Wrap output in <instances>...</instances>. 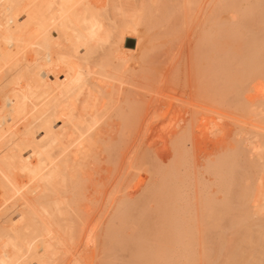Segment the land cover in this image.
Instances as JSON below:
<instances>
[{
    "label": "bare ground",
    "instance_id": "obj_1",
    "mask_svg": "<svg viewBox=\"0 0 264 264\" xmlns=\"http://www.w3.org/2000/svg\"><path fill=\"white\" fill-rule=\"evenodd\" d=\"M255 2L235 3L232 12L242 19L264 14ZM224 8V0H0V264H114L120 253L118 264H202L212 252L199 251L197 225L216 216L223 228L218 263H262L264 37L246 54L243 76L226 72ZM182 32L186 40L175 46ZM231 75L235 84L259 80L256 95L232 107L240 115L224 110V92L234 89L222 81ZM244 86L235 92L245 93ZM225 118L239 138L204 166L222 193L216 202L202 196L210 183L189 172L193 152L183 149L187 141L210 140ZM155 123L175 145L169 166L157 151L137 149L144 126ZM92 144L97 161L119 170L98 197L80 156ZM135 155L151 168H132ZM193 180L196 204L181 185ZM134 190L151 193L135 201ZM228 221L235 234L239 226L254 229L242 238L252 245L248 256L242 239L228 240Z\"/></svg>",
    "mask_w": 264,
    "mask_h": 264
},
{
    "label": "rangeland",
    "instance_id": "obj_2",
    "mask_svg": "<svg viewBox=\"0 0 264 264\" xmlns=\"http://www.w3.org/2000/svg\"><path fill=\"white\" fill-rule=\"evenodd\" d=\"M243 1H245V0H224V7L228 10L229 9V11H227L225 8V10H224V23H223V26H224V29H223V47H225L224 48V50L226 51L225 53H226V55H225V61H227V59H228V61H227V66H229V65H231V70H230V67L228 68L227 67V71L226 72H229L230 74L232 73L233 75H234V77H236V74L238 75V77H240L241 75L243 76V74L242 73H244L245 74V69H246V67H244L243 69H244V71L242 70V67L243 66H245V63H246V65H248L247 63H248V59H247V57H245L246 56V54H249L250 55V52H255V51H253V49H255V50H257V47L259 46V44H260V41H261V39L260 38H262L263 39V37H264V31H262V29L264 28V25H263V22H264V14H263V12H262V15H260L261 14V11L260 12H258L257 13V15H255V17H256V19H255V17L252 15V17H248L247 18V16L246 15H244V16H246L245 18H243L242 19V17H243V15H241V13H236V12H234V13H236V14H234L232 11L234 10V8H235V6H232V5H235V3L236 4H238L239 6H240V4L242 5V3H243V6L244 7H247V5H248V7H250L251 5L252 6H254V7H257V5H258V3L257 2H255V1H257V0H246L245 2H243ZM255 2V3H253V2ZM261 1V5H263L264 4V0L262 1V0H260ZM238 2V3H237ZM251 4V5H250ZM228 6V7H227ZM259 6V5H258ZM232 7H233V10H232ZM257 9H259V7L257 8ZM239 14L241 15V16H239ZM259 14V15H258ZM261 16V17H260ZM239 17V18H238ZM241 17V18H240ZM254 17V18H253ZM260 17V18H259ZM262 17H263V19H262ZM251 18V19H250ZM237 19H238V21H237ZM246 19H249L248 20V22H247V20ZM246 20V21H245ZM254 20V21H253ZM261 20H263V22L261 21ZM245 21V22H244ZM256 21V22H255ZM239 22H242V23H240L239 24ZM244 22V23H243ZM247 23V25H245ZM252 23V24H251ZM256 23V24H255ZM255 24V25H254ZM241 25L242 26H244L246 29H243L244 27H242L241 28ZM262 25V26H261ZM239 26H240V28H239ZM250 26L252 27V28H250ZM256 26V27H255ZM261 28H260V27ZM238 28H239V30H238ZM257 28H259V30L260 31H262V32H260V31H258V33L256 32L258 29ZM237 29V30H236ZM252 29L256 32H252ZM264 30V29H263ZM242 31V32H241ZM239 32H240V34H239ZM259 33H260V35H259ZM263 34V35H262ZM185 35H186V32H182L181 33V36L179 37V38H177L176 40H174V42H173V44L175 45V46H178V45H181V44H183L184 42H185V40H186V37H185ZM244 35V36H243ZM258 37L257 38V40H256V38H254V37ZM252 37V38H251ZM239 39V41H238V39ZM253 38L257 41V42H250L251 40H253ZM236 39H237V41H236ZM225 42H227V43H225ZM240 43V46H238V43ZM262 42H263V40H262ZM225 43V44H224ZM232 43V44H231ZM249 43H251V44H254L253 46L251 45H249ZM236 44H237V47H236ZM225 45V46H224ZM241 45H243V46H241ZM233 46V47H232ZM246 46V47H245ZM229 47V48H228ZM235 47V49L233 50V48ZM240 47H242V48H240ZM252 48V49H251ZM87 49V48H86ZM227 49V50H226ZM228 49H230L229 51H228ZM258 51V50H257ZM256 51V52H257ZM263 51H264V47H263ZM262 51V53H264ZM229 52V53H228ZM229 54V55H228ZM252 54V53H251ZM256 54V53H255ZM254 54V55H255ZM231 55V56H230ZM248 55V56H249ZM231 57L230 59H229V57ZM242 56V57H241ZM228 57V58H227ZM233 58H235V59H233ZM246 59V60H245ZM233 60H234V63H233ZM230 62V63H229ZM244 62V63H243ZM162 64H164V63H162ZM254 65H256L255 63H253ZM226 65V62L224 63V66ZM233 66V67H232ZM240 67V68H239ZM226 68V67H225ZM238 68H239V72H238ZM228 69H229V71H228ZM226 70V69H225ZM235 71H237V73H235ZM241 71V72H240ZM235 73V74H234ZM238 73H240V75L238 74ZM233 75H231L230 77L232 78V76ZM233 77V78H234ZM230 78V79H231ZM232 78V79H233ZM226 80V79H224L223 78V81H222V85H223V88L225 87V89H228V86L230 87V89H232V84H233V89H234V91L232 92L231 90H229V92H232V93H228L227 94V91H226V94H225V92H224V96L225 97H227L226 99H225V104L227 103L228 105L229 104H231V106L229 105H227V106H225L224 107V110L226 111V112H228V113H230V114H232V115H240L241 114V112H239L237 109H236V113H234L235 112V109L234 108H237L236 107V105H238V103L237 102H240V100L239 99H242L243 98V100H242V102L245 100V98H246V101H244V103L245 102H247L248 103V100H247V98L248 97H251V96H255L256 95V90H255V85L259 82V80H257V81H244V82H246V84L244 83V82H242L241 81V83L240 82H237L240 86H244V84L247 86H244L245 87V93H244V89H243V94L241 93V95H239L238 93H237V91L235 92V86L237 87V88H239V85L238 84H235L236 83V80H234V83H232V81L233 80ZM238 79V78H237ZM261 80L262 81H264V78H262V79H260V82H261ZM225 82H227L226 84H225ZM264 83V82H263ZM231 84V85H230ZM235 84V85H234ZM242 84V85H241ZM225 85H228L227 86V88H226V86ZM252 86V87H251ZM237 88H236V90H237ZM232 89V90H233ZM250 90V91H249ZM235 92V93H234ZM237 93V94H236ZM237 100H236V99ZM229 99H231L230 101H229ZM229 102H228V101ZM239 100V101H238ZM257 100H258V98H257ZM256 100V101H257ZM231 102V103H230ZM241 103V102H240ZM232 107H234V108H232ZM228 108H229V110H228ZM259 108H258V106L256 105V106H254V112H257V111H259L258 110ZM238 111V112H237ZM258 117H257V119H259V120H261L263 117H264V115L263 114H258L257 115ZM152 123V122H151ZM151 123H150V125H151ZM154 123V122H153ZM221 123H222V128L221 129H219V131H218V129H216V132H214L213 133V135H211V139H213V140H206V139H203V138H199V141H197V143H192L191 141H187V143H185V145H186V148H184L185 147V145H184V149L183 150H185V151H187L188 149L191 151V153H192V155H193V157H194V159H192V161L194 160L195 161V163H192L191 165H189V167H191L193 170L191 171V168H189L190 169V171L189 172H192L193 173V171L195 170L197 173H194V176H195V178H196V176H198L196 179H204V182H206L207 183V185H208V183H210L209 185H211L212 186V188H211V186H209L208 185V187H210L211 188V190H210V188H209V191L211 192H209V193H206V192H203V194H202V196L204 197V196H207V195H211V197H214L213 199H218V201H220V199H221V197H222V193H220L219 191H217V189L216 188H218V186H217V184H216V181H215V177H214V175L212 176V175H210V174H208V172L205 170V168H204V166H205V164L207 163V161L209 160V158L210 157H217L218 156V153L221 151V149L220 148H224V146L225 145H231L232 143H235L236 142V140L239 138L238 136H237V134H236V130H237V127L235 126V125H233V123H232V120L230 119V118H225L224 119V121H222L221 120ZM225 123V124H224ZM146 125H148V128H146L145 126ZM145 126H144V129H143V131H144V136L143 137H145V138H143L142 139V141H140L139 143H138V145H137V147L139 146V147H141V149L143 148V147H145L144 149H149V151L152 153V154H155L156 156H157V154L154 152V150L155 151H157V153H158V155L159 156H157L158 158L160 157V161H162L163 160V163L161 164V162H160V164L163 166V165H165V166H169V165H167L168 163H171L172 161V158L173 159H175V145L173 144V143H171V141H168L167 140V138H166V135L165 134H162L161 132H160V130H159V128H158V126H157V123H155V124H153L151 127H149V124H146ZM154 128V131L152 130L153 128ZM158 129V130H156V129ZM223 129V130H222ZM233 129V130H232ZM198 130V129H197ZM151 132V133H150ZM160 133V134H159ZM196 134H200V132L199 131H197L196 132ZM152 135V136H151ZM154 135V136H153ZM147 136V137H146ZM151 138H150V137ZM164 137V138H163ZM237 137V138H236ZM236 138V139H235ZM156 139V140H155ZM163 140V141H162ZM206 140V141H205ZM151 141V142H150ZM165 141V142H164ZM167 141V142H166ZM194 142H196V141H194ZM230 142V143H229ZM167 143V144H166ZM193 144V146H192V144ZM223 143V144H222ZM197 144V145H196ZM142 145H143V147H142ZM188 145L190 146V148H188ZM173 146V147H172ZM192 146V147H191ZM89 147H91L92 149H90V150H88V151H85V152H83V151H81V157H82V161L84 162V170H85V172L88 174V175H90L91 177H92V182H91V185H93L92 187H91V189H90V192H91V194H92V197H98V196H100V192H99V189H103L104 187H113L114 185H113V183L115 184V182L117 181V179H118V177H117V179H116V176H119V175H117L118 173H119V170L116 168V166L114 165L113 166V163L112 162H110V163H108V162H106V161H101V162H99V161H97L96 160V157H95V151H96V146L94 145V144H92V145H90ZM136 147V148H137ZM139 147L137 148V149H139ZM197 147V148H196ZM192 149V150H191ZM219 149H220V151H219ZM140 150V149H139ZM144 151H146V150H144ZM148 151V152H149ZM147 152V151H146ZM136 154H138V153H136ZM196 154V155H195ZM210 154H212V155H210ZM133 155H134V153H133ZM196 156V157H195ZM136 157H137V159H136ZM166 157H167V159H166ZM172 157V158H171ZM202 157V158H201ZM209 157V158H208ZM141 158V155H135V157H133L132 159H130V163H131V161L134 163V165L132 166V168H134V167H141V169L143 168V163H144V160L143 159H140ZM138 159L139 160H143L142 161V163L141 162H139L138 161ZM171 159V160H170ZM168 160V161H167ZM108 161V160H107ZM193 161V162H194ZM204 161V162H203ZM137 162H139V163H137ZM133 163H131V164H133ZM145 163L147 164V163H150L149 161L148 162H146L145 161ZM144 163V164H145ZM165 163V164H164ZM140 164V165H139ZM195 164V165H194ZM149 165V166H148ZM194 165V166H193ZM200 165H202V166H200ZM164 167V166H163ZM197 167V168H196ZM151 167H150V164H147L146 165V167H145V165H144V168L143 169H145L146 171H148L149 169H150ZM184 168H186V167H184V166H181V173H182V175L184 174V176H186L187 175V170H185ZM188 168V167H187ZM143 169H142V171H143ZM188 169V170H189ZM185 171H186V173H185ZM194 171V172H195ZM144 172V171H143ZM145 173V172H144ZM205 173V174H204ZM206 176V177H205ZM204 177V178H203ZM213 177V178H212ZM181 178H183L184 179V177H182L181 176ZM195 179V180H196ZM193 180V182L195 183L196 181H199V180ZM113 181H115V182H113ZM111 185H113V186H111ZM183 187H185V189L187 190V188L189 189V190H187V191H189L187 194H189V196H188V198L190 197L191 198V200H189L190 201V203H192L193 204V201H194V204H196L195 202H197V201H195L196 199V197L195 198H193L192 199V197H193V195L194 196H196V193L194 194V188H196V187H194V186H197L198 184H196L195 183V185L193 184V185H188V186H185L186 185V183H184V185H183V183L181 184ZM95 187V188H94ZM191 187V188H190ZM96 190V191H95ZM138 190H140V189H138ZM264 190V186L263 187H261V193H262V191ZM193 191V192H192ZM216 191V192H215ZM136 192V190H134L133 191V195L132 196H134L135 194H137V192ZM145 193L146 192H144V193H140L139 195H141V197L139 196H136L135 195V201H141L140 199H144V197L145 196H147V195H150V193H151V191L150 192H147L146 193V195H145ZM261 193H260V196L258 197L259 198V202L258 203H263V196H261ZM193 194V195H192ZM207 194V195H206ZM192 196V197H191ZM189 198V199H190ZM220 198V199H219ZM137 199V200H136ZM216 202H217V200H216ZM198 203V202H197ZM191 204V208H193V205ZM198 205V204H197ZM196 205V208L198 209L199 207H200V203H199V206H197ZM194 207H195V205H194ZM196 209V210H197ZM192 210H194V209H192ZM196 210H194V212H196ZM200 210V208L198 209V211ZM202 210V209H201ZM198 211H197V213H198ZM196 214V213H195ZM198 214H200V212L198 213ZM217 215V214H216ZM228 217L229 218H227V220H230V218L232 219V215H228ZM206 217H204V219H201V220H203L202 221V223H198V225L197 226H199V227H197V229H198V231H199V238H198V240H199V243H201V244H199V251L201 252V250H203V252H205V248H208V249H206V251L208 250L209 252H214L213 254H212V256H211V254H210V256L212 257V258H210V260H208L209 259V257H207L208 259H204L203 258V260H202V264H215L216 262L218 263V260L219 259H221V257L220 256H217V254H218V250H217V246L219 245V242H220V238L219 237H221V235H223V228H222V226L220 225V224H218L219 222H218V217L216 216V218L217 219H215V217H210V219H208V218H206ZM212 219V220H211ZM215 220L217 221L216 223H214L215 222ZM205 222V223H204ZM209 222V223H208ZM213 224V226H211L212 224ZM228 223H230L229 221H228ZM201 224V225H200ZM211 224V225H210ZM215 224H217V226L215 225ZM218 225H220L219 227H218ZM230 225V227H229V229L228 230H226L227 231V237H228V240H231V243H233L232 241H235L234 239H237L236 241H242L243 239V236L244 235H246L245 233H253V234H255V232H254V229H252L251 231H253V232H251V231H249V232H246V228L244 227V226H239V228H238V230L240 231L241 230V228L243 229V230H241V233L238 231L237 232V234H235L234 232H235V228L234 229H232L233 227H231V223L229 224ZM200 226H201V228H200ZM216 226V227H215ZM221 227V228H220ZM229 231V232H228ZM245 231V232H244ZM243 232V233H242ZM240 233V234H239ZM202 234V235H201ZM202 236V237H201ZM239 236V237H238ZM247 237H248V235H246ZM246 236H244V237H246ZM237 237V238H236ZM219 238V239H218ZM238 238L240 239V240H238ZM200 239H202V241H200ZM242 239V240H241ZM215 240V242H213ZM204 241V242H203ZM235 241V242H236ZM239 242V243H240ZM75 243H77V244H75ZM212 243L214 244V243H216V244H214V245H212ZM230 244V241L228 242V247L230 246L231 247V244ZM243 244H244V246H246V247H244L243 246ZM246 244V245H245ZM72 245V247H76V249L77 248H79V243L78 242H74V245L73 244H71ZM78 245V246H77ZM233 245V244H232ZM201 246H206L204 249L201 247ZM252 245L251 244H247V241H244L243 240V242H242V246H241V249L243 248V249H245V252H246V250H247V252H249V251H251L252 249H250V247H251ZM248 247V248H247ZM200 248H202V249H200ZM213 249V251H210V250H212ZM214 249H216V250H214ZM242 249V250H243ZM248 249H249V251H248ZM82 250H83V254H86V248H85V246H82ZM209 252H205V253H207L206 254V256H208L209 254ZM246 252V256H248L249 255V253H247ZM117 255H122L121 253L120 254H117ZM115 256L116 257V261L118 260V262H115L114 261V259H112L115 263H119V261H120V259H121V257L122 256ZM125 255L123 254V257H124ZM245 256V257H246ZM220 257V258H219ZM245 257H244V261H245ZM113 258V257H112ZM118 258V259H117ZM216 258H219L218 260L216 259ZM123 259V258H122ZM125 259H128V257L127 258H125ZM217 260V261H216ZM112 261V262H113ZM215 261V262H214ZM262 263H260V264H264V259H262V261H261ZM114 263V264H115ZM216 263V264H217ZM219 263L221 264V262L219 261ZM218 263V264H219Z\"/></svg>",
    "mask_w": 264,
    "mask_h": 264
}]
</instances>
